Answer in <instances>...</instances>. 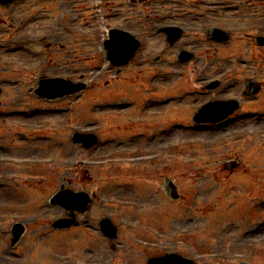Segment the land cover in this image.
Masks as SVG:
<instances>
[{
  "label": "rangeland",
  "instance_id": "1",
  "mask_svg": "<svg viewBox=\"0 0 264 264\" xmlns=\"http://www.w3.org/2000/svg\"><path fill=\"white\" fill-rule=\"evenodd\" d=\"M263 10L264 0H18L0 5V82L5 86L0 97V264H46L58 252L83 257L84 247L94 246L98 264H145L146 257L163 249L195 264H264V58L259 54L264 48L253 39L264 35ZM167 24L183 30L172 47L155 32ZM212 26L230 33L226 45L207 39ZM111 28L142 42L120 74L109 70L102 54ZM178 49L193 52L192 62L177 63ZM238 59L244 63L232 74L228 68ZM79 75L95 84L75 103L71 96L45 100L30 93L39 77ZM181 76L191 77L193 94L179 109L199 106L207 94L232 95L242 97L239 111L255 113L237 124L181 129L164 117L168 105L154 98ZM249 76L261 81L258 96L242 95ZM214 78L222 79V87L201 91V82ZM30 107L39 113L29 112ZM172 107L171 113H179ZM183 112L180 123L188 119ZM71 129L92 131L98 142L81 149L70 142ZM233 160L237 166L227 169L226 162ZM166 178L176 184L179 198L164 194ZM59 185L92 192L89 217L94 222L110 217L118 230L114 244L123 252L108 250V240L81 246L85 240L74 242L70 231H44L36 238L44 224L61 215L60 207L47 203ZM13 222L24 224L25 233L10 248Z\"/></svg>",
  "mask_w": 264,
  "mask_h": 264
},
{
  "label": "water",
  "instance_id": "2",
  "mask_svg": "<svg viewBox=\"0 0 264 264\" xmlns=\"http://www.w3.org/2000/svg\"><path fill=\"white\" fill-rule=\"evenodd\" d=\"M13 0H0V3L5 4L8 2H11ZM168 33L169 41L173 42L180 36V30L177 28H171V29H163ZM115 30L111 31L110 33V39L106 41L105 45L107 46V57L109 61L113 65H121L125 63L131 56H133V53L138 45L137 41H135L129 34L124 33L122 35L115 34ZM210 38L213 40L222 41L226 39V36L224 35V32L213 28L210 30ZM181 55H183V52H181ZM190 57L189 54L184 55L182 59L180 60L185 61ZM81 85H75L69 81H65L61 78H54V79H46L43 80V83L41 85V88L39 90L40 94H46L49 97L54 96H61L64 94L73 93L79 89H81ZM256 91V87L252 89L250 92L254 93ZM233 102V103H232ZM232 102H221V103H213V104H205L201 107L199 112L197 113V116L200 118H197V120H202L203 116H206L207 110L211 105H214V109H216L213 114L220 118L224 115H227L230 111H232L237 103L235 101ZM74 140H84L85 146L91 145L95 138L92 135L88 136H75ZM165 189L166 193L170 195L171 197H176L175 194V187L174 185L169 181L166 180L165 182ZM89 201V198L82 193H72L68 190L66 191H59L54 196L51 197L50 203L51 204H59L64 206L66 209H77L79 211L85 210V204ZM100 225L102 228L106 229L107 227H111L110 222L107 219H103L100 222ZM54 227H60L63 226L60 221H56L53 225ZM22 227L19 224H16L13 226L12 229V243H14L19 235L21 234ZM147 264H193L191 261L186 260L182 257H179L175 254H166L162 257H153L149 258L147 260Z\"/></svg>",
  "mask_w": 264,
  "mask_h": 264
},
{
  "label": "flooded vegetation",
  "instance_id": "3",
  "mask_svg": "<svg viewBox=\"0 0 264 264\" xmlns=\"http://www.w3.org/2000/svg\"><path fill=\"white\" fill-rule=\"evenodd\" d=\"M238 69H236L235 70V74L236 73H238ZM190 81H192V80H190V79H188V78H184V77H181L180 79H179V83L177 84V87H175L176 88V90H177V92H176V94H177V97H182V99H181V106H183V105H188V101H189V99H191V97H192V94H193V92L190 90V87H191V82ZM220 85H221V81H219V84H218V88H220ZM203 86V89H204V85H202ZM217 87L215 88V89H217ZM202 91V90H201ZM206 91V90H205ZM207 91H210V90H207ZM205 97H206V100L204 101V102H207V101H209V100H215V97H209L208 96V94L207 95H205ZM176 107V106H175ZM191 107V108H190ZM190 107H188L187 109H178L177 107H176V109L179 111V113H175V115L172 117V118H175V119H177V118H179L180 120L183 118V117H185V114H184V112L183 111H187V118L188 119H185L184 118V120H191L192 119V117H193V113H194V109H195V107L194 106H190ZM186 108V107H185ZM230 117H232L233 119L230 121L231 123H235V122H238L240 119H241V116H239V115H232V116H230ZM113 247V246H112Z\"/></svg>",
  "mask_w": 264,
  "mask_h": 264
}]
</instances>
